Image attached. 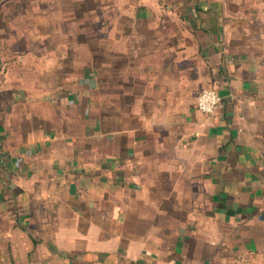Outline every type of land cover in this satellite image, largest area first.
Wrapping results in <instances>:
<instances>
[{
    "label": "crops",
    "instance_id": "crops-1",
    "mask_svg": "<svg viewBox=\"0 0 264 264\" xmlns=\"http://www.w3.org/2000/svg\"><path fill=\"white\" fill-rule=\"evenodd\" d=\"M87 4L0 0V264H264V0Z\"/></svg>",
    "mask_w": 264,
    "mask_h": 264
},
{
    "label": "rangeland",
    "instance_id": "rangeland-1",
    "mask_svg": "<svg viewBox=\"0 0 264 264\" xmlns=\"http://www.w3.org/2000/svg\"><path fill=\"white\" fill-rule=\"evenodd\" d=\"M89 1L96 2L97 9L95 11L91 12H82L80 15H75L78 18V21L81 23H84V25L90 24L91 28L93 26L96 27L95 31H87V30H82L81 31V38H88L89 36L91 37H97V38H104V23L106 22L108 16V8L111 7H116L120 6L122 3V0H81L82 3V8H86L88 5L87 3ZM87 4V5H86ZM112 17V16H111ZM73 34L76 33V31H71V30H66L63 32L64 38L71 37Z\"/></svg>",
    "mask_w": 264,
    "mask_h": 264
},
{
    "label": "built area",
    "instance_id": "built-area-1",
    "mask_svg": "<svg viewBox=\"0 0 264 264\" xmlns=\"http://www.w3.org/2000/svg\"><path fill=\"white\" fill-rule=\"evenodd\" d=\"M222 101V96L216 89L208 88L200 92L196 99V109L206 114H212L217 110Z\"/></svg>",
    "mask_w": 264,
    "mask_h": 264
}]
</instances>
